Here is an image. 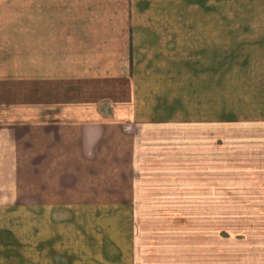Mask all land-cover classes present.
Masks as SVG:
<instances>
[{"label":"crops","instance_id":"crops-1","mask_svg":"<svg viewBox=\"0 0 264 264\" xmlns=\"http://www.w3.org/2000/svg\"><path fill=\"white\" fill-rule=\"evenodd\" d=\"M4 1L0 220L33 221L32 263L264 264V20Z\"/></svg>","mask_w":264,"mask_h":264},{"label":"rangeland","instance_id":"rangeland-1","mask_svg":"<svg viewBox=\"0 0 264 264\" xmlns=\"http://www.w3.org/2000/svg\"><path fill=\"white\" fill-rule=\"evenodd\" d=\"M216 3V18L218 20H264V0H216ZM6 4H8L7 8L9 10H13L12 12L16 13L17 6L15 4L19 5L30 3L28 2V0H12L11 2L4 1V5ZM22 7L23 6L19 5V8ZM15 13L12 14L14 15ZM6 15L8 16V12L6 13ZM24 16L31 18V13H24ZM28 62H32V60H29ZM29 64H26V66H28ZM8 222H13L12 225H9L11 229H18V237L19 240H21L18 244L20 246L19 249H21L18 252V256L21 255L25 259L24 261H17V259L12 256L13 254L11 252L6 254V252H4V247H0V264H33L31 248L33 221L31 219L17 221L0 220V233L3 232L2 230L4 228L8 227Z\"/></svg>","mask_w":264,"mask_h":264}]
</instances>
